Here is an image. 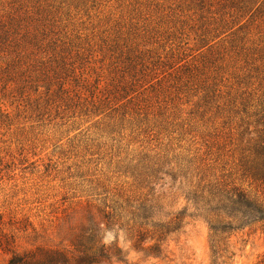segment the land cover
I'll use <instances>...</instances> for the list:
<instances>
[{
	"label": "trees",
	"instance_id": "1",
	"mask_svg": "<svg viewBox=\"0 0 264 264\" xmlns=\"http://www.w3.org/2000/svg\"><path fill=\"white\" fill-rule=\"evenodd\" d=\"M6 97L71 114L67 132L89 124L86 155L137 145L123 178L89 181L70 245L23 248L0 221L7 264H132L120 235L159 259L190 220L208 226L209 264H227L231 235L264 223V0H0ZM221 132L238 143L228 169Z\"/></svg>",
	"mask_w": 264,
	"mask_h": 264
},
{
	"label": "rangeland",
	"instance_id": "2",
	"mask_svg": "<svg viewBox=\"0 0 264 264\" xmlns=\"http://www.w3.org/2000/svg\"><path fill=\"white\" fill-rule=\"evenodd\" d=\"M260 93L261 88L257 91ZM70 115L63 116L57 111L41 114L29 106L12 105L11 97L1 100L0 221L7 232L15 234L23 248L31 247L33 240L70 245L80 226L86 223L84 192L89 181L96 177L110 181L123 178L117 162L125 163L137 147L133 145L129 150L131 146H126L123 150L106 143L97 154L86 155L80 135L86 133L89 124L77 125L75 130L67 132ZM208 118L210 131L217 127L229 132L227 126L220 127L222 119L214 121L211 115ZM223 132L219 144L211 150L221 154L223 166L228 169L238 161L239 154L234 151L238 143ZM242 184L250 187L248 182ZM108 236L104 242L114 241L113 234L110 239ZM208 236V226L203 220H190L183 233L169 243L165 257L159 259L137 255L121 235L118 244L127 252V263L209 264ZM230 243L234 256L227 264H257L264 255V223L232 234ZM7 262L8 256L0 250V264Z\"/></svg>",
	"mask_w": 264,
	"mask_h": 264
},
{
	"label": "clouds",
	"instance_id": "3",
	"mask_svg": "<svg viewBox=\"0 0 264 264\" xmlns=\"http://www.w3.org/2000/svg\"><path fill=\"white\" fill-rule=\"evenodd\" d=\"M108 238L110 239L111 238V234L109 233V236H108Z\"/></svg>",
	"mask_w": 264,
	"mask_h": 264
}]
</instances>
